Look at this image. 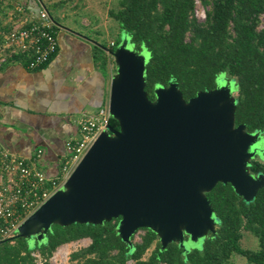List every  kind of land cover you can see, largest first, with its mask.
<instances>
[{
	"label": "water",
	"instance_id": "1",
	"mask_svg": "<svg viewBox=\"0 0 264 264\" xmlns=\"http://www.w3.org/2000/svg\"><path fill=\"white\" fill-rule=\"evenodd\" d=\"M110 54L116 72L108 108L119 128L109 124L101 132L64 184L20 224L17 235L41 242L56 224L118 220L117 231L130 245L143 228L158 235L162 250L174 242L198 243L217 231L207 194L218 183L232 184L246 200L264 188V173L250 170L252 159L264 151V133L236 123L231 79L223 76L215 88L189 99L173 81L157 86L151 99L146 51L134 48L123 34Z\"/></svg>",
	"mask_w": 264,
	"mask_h": 264
},
{
	"label": "trees",
	"instance_id": "2",
	"mask_svg": "<svg viewBox=\"0 0 264 264\" xmlns=\"http://www.w3.org/2000/svg\"><path fill=\"white\" fill-rule=\"evenodd\" d=\"M197 1L119 0L110 14L130 44L148 54L146 89L151 99L157 86L173 81L189 99L215 88L224 76L236 86V123L264 133V0H200L206 8L204 20L196 16ZM123 34L108 51L115 50ZM104 62L107 65L106 58ZM109 124L119 128L112 116ZM250 170L264 173V162L252 159ZM207 195L215 209L217 231L198 243L185 247L174 242L162 250L158 235L143 228L141 241H134V235L130 245L117 231L118 220L56 224L41 242H31L18 232L1 239L0 264H38L35 252L40 264H55L50 258L59 246L84 238L90 244L71 252L67 264H231L236 254L246 257L248 264H264V188L253 200L237 194L230 183H218ZM244 231L257 237V249L242 246Z\"/></svg>",
	"mask_w": 264,
	"mask_h": 264
},
{
	"label": "crops",
	"instance_id": "3",
	"mask_svg": "<svg viewBox=\"0 0 264 264\" xmlns=\"http://www.w3.org/2000/svg\"><path fill=\"white\" fill-rule=\"evenodd\" d=\"M58 1L0 0V153L26 158L49 177L61 174L67 141L80 137V116L105 106L115 72L112 62L107 72L89 36L61 23H56L59 51L47 65L30 69L26 55L11 57L6 34L36 19L47 3L65 17Z\"/></svg>",
	"mask_w": 264,
	"mask_h": 264
},
{
	"label": "built area",
	"instance_id": "4",
	"mask_svg": "<svg viewBox=\"0 0 264 264\" xmlns=\"http://www.w3.org/2000/svg\"><path fill=\"white\" fill-rule=\"evenodd\" d=\"M54 25L55 21L44 7L36 19L31 18L25 25L13 27L5 36L11 57L26 55L30 69L47 65L59 51L58 32ZM110 118L108 106L80 116V137L67 141L69 154L57 177H49L26 158L7 151L0 153V240L15 236L27 216L64 184L97 137L107 128ZM41 155L42 150H38L37 156ZM37 254L34 253L38 257Z\"/></svg>",
	"mask_w": 264,
	"mask_h": 264
},
{
	"label": "rangeland",
	"instance_id": "5",
	"mask_svg": "<svg viewBox=\"0 0 264 264\" xmlns=\"http://www.w3.org/2000/svg\"><path fill=\"white\" fill-rule=\"evenodd\" d=\"M63 3L62 6L64 8L63 12L65 13V17L59 16L58 10H51L53 19L58 23L66 25L67 27L74 29L75 31L84 34L85 37L93 40L97 45H104V47H111L112 42L115 41L119 35L123 33L120 31L119 22L111 16L110 9L117 8L119 4V0H59L57 3V7L59 3ZM48 9L50 6L45 5ZM206 8L200 2L197 1L196 7V16L200 20H204L206 16ZM87 35V36H86ZM89 36V37H88ZM97 39V41L95 40ZM95 45V51L101 58H106L108 65H106V70L109 68V63L112 62L114 71L116 72V65L113 56H110V52L101 50V46ZM97 55V56H98ZM105 55V57H104ZM101 60V59H100ZM108 72V70H107ZM114 72V73H115ZM108 81L109 74L107 73ZM112 78V77H111ZM236 95V92H234ZM109 97L107 96L105 106H108ZM264 162V158L261 159ZM146 233V230L140 229L134 236V241H141L142 236ZM4 239V238H3ZM91 240L89 238H84L78 241H74L71 243H66L57 248V250L53 253L50 261L55 264H67L69 263V257L71 252L77 250L81 247L89 245ZM242 246L248 249H257L258 248V239L249 231H244L242 238ZM156 246V242L148 249L145 254V257H149L151 252L154 250ZM37 254V252H35ZM38 264L41 263V258H39V254H37ZM128 264H132L130 261ZM231 264H248V260L246 257L242 255H234L231 259Z\"/></svg>",
	"mask_w": 264,
	"mask_h": 264
},
{
	"label": "flooded vegetation",
	"instance_id": "6",
	"mask_svg": "<svg viewBox=\"0 0 264 264\" xmlns=\"http://www.w3.org/2000/svg\"><path fill=\"white\" fill-rule=\"evenodd\" d=\"M257 158L263 159L264 158V151L261 154H259Z\"/></svg>",
	"mask_w": 264,
	"mask_h": 264
},
{
	"label": "clouds",
	"instance_id": "7",
	"mask_svg": "<svg viewBox=\"0 0 264 264\" xmlns=\"http://www.w3.org/2000/svg\"><path fill=\"white\" fill-rule=\"evenodd\" d=\"M231 94V93H230ZM201 251L203 250L202 248L200 249Z\"/></svg>",
	"mask_w": 264,
	"mask_h": 264
}]
</instances>
